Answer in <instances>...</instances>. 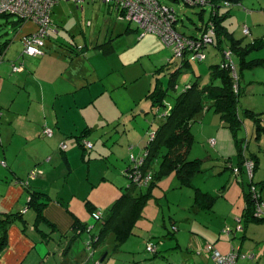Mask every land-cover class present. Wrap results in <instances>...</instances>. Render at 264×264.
Segmentation results:
<instances>
[{
	"label": "crops",
	"instance_id": "crops-1",
	"mask_svg": "<svg viewBox=\"0 0 264 264\" xmlns=\"http://www.w3.org/2000/svg\"><path fill=\"white\" fill-rule=\"evenodd\" d=\"M261 1L264 2V0ZM254 3L255 0H236L233 3L234 6L230 9L229 15L222 20L221 24L223 26L222 31L226 36L245 39L243 26H247L249 33L251 32L250 36H252L251 38H249L250 36L247 37V42L264 39V11L253 12V10L257 9L246 5ZM243 6L248 9L251 8L252 12L242 11ZM109 11L116 15L111 9ZM8 24L10 22H7V20L0 23V31L4 28V25ZM10 26L9 32H3L7 38H3L0 44V53L4 51L3 61L0 62V223L4 220L8 221L4 226L5 229H2L0 233V240L3 238L4 241L1 240V242L5 243L0 250V264H95V262L114 264L115 258L113 256L110 257V255L102 261L106 250L102 249L103 251H101V248L105 243L95 252L92 262L85 263V242L89 240L87 239L84 243L78 245L79 241L82 240L83 231L75 233L74 227L89 223L88 225L94 228L93 231L98 233L101 223L91 224L92 219L90 217H93V215L89 209L90 206H93L97 213V210H100L98 205L101 203H95L94 200L89 199V195L85 200H82L81 207H76L71 198L78 195L71 194L66 196L64 193H56L55 186L58 185H54V183H58L63 176L61 173V175L57 174L54 171L57 167H52L51 164L54 158L57 157L59 161H62V164L68 165L70 170H72V167L75 170L77 167L75 162L78 160L76 146L81 149L82 156L85 157L78 137L88 129L92 130L88 139L93 138V142H95L91 141L95 144L93 160L104 159L109 154L117 153L116 144L121 146L130 144L133 149L139 145L142 146L143 130L138 123L144 121L145 125L142 124L143 127L146 126V122L150 124L151 119L148 116H151L152 105L147 97L155 89L156 80L162 77L165 78V71L162 68L165 67L166 69V65L169 62L175 61L173 54L159 40L153 37L155 45H153L154 49L152 51L155 54L160 52L165 54V51L162 50L164 48L168 52L155 60L157 69L148 89L146 91H144L143 87L139 90L134 89L138 97L144 93L145 102L142 103V97L137 99L134 96V92L130 90L132 82L138 81L143 76L139 66L137 64L129 66L128 59L125 61L122 58H117V60L115 58L118 55V51L123 50L120 47L121 44L115 42V36L119 37L137 32V27L133 30L131 24L117 22L110 25L107 23L106 29L112 35L111 37L106 35L107 39L102 43L98 41L95 46L92 43L90 47H82L59 43L56 39L59 32L54 28L52 21L51 38L48 39L46 53L40 58H34L23 54V39L34 33L36 26L33 23L21 25L15 22L11 23ZM212 51H214L212 53L217 52V55L216 57L208 56L207 66L222 62V50L214 49ZM262 60H264V47L262 49L249 50L244 57L246 66ZM15 65H19L22 70L14 72L12 68ZM160 70L162 71L158 74L157 72ZM205 70L204 65H195L187 72L190 74V80L187 83H190L195 75H201V79L205 84L209 77V72ZM247 71H249L248 74H246ZM253 72H256L255 77H253ZM244 77L246 78V84L245 87H241L242 98L247 97L249 99L248 94H250L253 103H246L249 105L245 109L241 105L240 107L243 108V112L249 110L252 115L256 114L257 116L249 117L244 114L246 120L249 118L252 121L248 122L252 126L251 136L247 129V122L241 116L243 120L242 130H244L246 125L245 131L246 133L248 132L247 136L250 139L247 147L251 150L252 139V141H256L257 150L255 153L250 152L249 155H240V168L236 169L239 170V173L242 170L243 172L246 170L248 172V161L256 164V170H258L261 154L264 155V103L258 105L254 102V97L256 96L259 100L264 101V68L246 69L242 76V82ZM166 79L167 77L164 79L165 82L162 83L163 87L167 85ZM169 104H173V101H170ZM210 111V109L206 108L203 119L192 125L191 131L193 133L196 130L197 137L198 132L204 133L205 129L198 130L195 125L203 124ZM48 127L53 128V137L44 134L45 129ZM118 127H121V129ZM213 127L216 128V133H218V129H223V134L228 140L231 139V130L223 125L222 120L216 113H214V117L210 118V125L208 126L210 133ZM258 127L262 129L259 135ZM132 131L135 134L131 136ZM116 132H121L123 137L127 135L129 138H117ZM92 133L95 134L91 135ZM99 133L101 137L95 141L94 138ZM193 135L195 139L196 136L194 133ZM235 137L236 143H239L238 135H235ZM132 138L134 141H132ZM109 142H111L110 146H108ZM62 143L67 146L65 151L62 148ZM145 147L146 145L143 148ZM216 148H220L218 139ZM228 150L230 152L229 155L222 154V158L218 160L220 164H222L224 156L228 159H235L231 144ZM120 156L121 159L125 157L124 155ZM211 161H214L211 156L201 160L203 165ZM2 162H5V164ZM244 163L246 164L245 168ZM65 166H63L64 170H66ZM129 167L130 164L126 173ZM219 168H221L219 173H217L215 165L211 168L213 170V178L220 181L217 189V185L213 189H210L211 187L204 188L203 185H206V183L202 181L198 185H193L195 188H200L204 193L215 197L216 201L211 208H203L195 204L194 189L180 187V182L176 176L172 174L170 176L178 180L179 185L176 188L192 190L190 194L193 201L191 211L194 214L203 213L211 218L218 211L216 208L218 201L223 199L227 203V207H229V212L223 216L227 217V221L228 217H231L235 223L234 227L230 225L231 227H226L225 229H230L231 235L235 234L236 240L240 239L241 243H243L246 235L239 238L238 236L245 231L244 224L264 222L255 221L245 213L247 190L244 187L242 189L236 188L234 189V195H232L231 178L222 180V173L228 168L231 169L229 164L225 163ZM35 170H40L38 171V176L42 177L41 180L36 182L29 181V175ZM119 175L122 174L120 173ZM103 181L106 182L102 183L101 186L106 185L108 182L106 178H103ZM165 181L164 178L158 181L155 189H158L160 184L166 183ZM39 182L46 183L52 187H44ZM61 182L58 184L60 185ZM119 183H122L121 186L117 184L119 193L111 198L109 209L106 211L105 216H107L126 189L125 186L122 187L123 182ZM64 184L66 182L61 183V186H64ZM256 184L262 188L261 194L264 198V176ZM93 186L95 184L89 183L86 188ZM35 190L42 193V197L38 199L36 205L30 203L31 195ZM58 191H62V189H58ZM65 200H68L69 203ZM175 202L180 203L181 201L175 200ZM43 204H46V206L38 209V205ZM164 219V217L163 219H155V222H151L153 228L149 229L150 227H147L149 223L142 212L141 219L133 229V235L128 238L124 245L133 237H136L140 238L144 242L143 244H147V246L153 242L152 240L158 239L163 242L162 247H164L166 245L164 244V240H167L166 237L169 239L176 237L173 227L178 226L176 219L172 217L170 218L171 231H167L168 226ZM208 220L204 222H208ZM162 229L167 231L164 235L166 237L162 236L163 233H160ZM176 231L180 230L176 228ZM72 234L76 236L74 241L70 238ZM215 239L216 237H212L211 240L214 241ZM175 240L177 243L175 249L181 250V252L186 250L187 253L178 261H185L186 263L189 260H194V254H197L196 251L199 247L198 242L190 239L188 243H185L181 240L184 244L182 245L179 239L175 238ZM220 242L219 237L213 242L214 245L218 243L217 246L215 245L217 247H215L216 250L222 254L226 253L224 251L225 248L221 247L224 245L220 244ZM116 245L117 240L114 235L115 249ZM64 247L66 248L63 254H58V249ZM239 248L241 251V245ZM168 249L171 248L168 247ZM116 250L119 252V249ZM165 250L166 247L164 248ZM158 251V256L161 253V258L165 259L159 247ZM157 257L153 256L150 260L158 259ZM208 259L210 260V258ZM143 261L138 260L135 264H141ZM256 264H261V262Z\"/></svg>",
	"mask_w": 264,
	"mask_h": 264
},
{
	"label": "rangeland",
	"instance_id": "rangeland-1",
	"mask_svg": "<svg viewBox=\"0 0 264 264\" xmlns=\"http://www.w3.org/2000/svg\"><path fill=\"white\" fill-rule=\"evenodd\" d=\"M165 4L171 6L177 13L180 23L178 24V32L181 34H185L188 37L191 36L195 32V27L200 24L198 14L201 12L202 7H191L188 6L183 0H162ZM207 0H192L190 1L193 5H201L204 6L206 4ZM247 6L257 9L253 10V12H256L258 10L264 11V2L261 0H255L254 4H246ZM254 5V6H252ZM205 7V6H204ZM248 9L247 7L242 8V11H246L247 13L252 12V10ZM209 10L206 11L205 17L208 19L209 17ZM10 21L17 20L15 17H11L9 19ZM5 19L0 18V23H3ZM52 21L53 26L56 28V30L59 32V34L56 36L57 41L61 44H71V45H78V46H91L93 43V46L96 45L98 41L101 43L105 41L107 38L105 37L108 35L111 37L110 33L107 31V23L110 25L116 24L118 21L117 16L109 11V8L107 5L101 3L100 0H97L96 3H93L91 0H87L85 3L81 4L80 6H77V4L71 3V2H61L60 5H57L55 9L53 10L52 14ZM123 23V22H120ZM10 24L4 25V28L0 31V44L3 38L6 37V34L3 32H7L10 28ZM110 27V26H109ZM131 27L133 30L136 29L135 24H131ZM247 28V26H243V29ZM11 29V28H10ZM55 30V29H54ZM9 32V31H8ZM251 35V32L248 36ZM114 36V35H113ZM153 37L159 40L163 46L170 50L171 48L166 46L162 40L155 34H147L142 37V32L137 31L130 33L128 35H122L119 37L115 36V42H118L121 44L120 47L123 48V50L118 51V55L115 57L116 60L123 59V60H129V66L138 65L141 73L143 76L138 80L132 82L130 85L131 92H134L135 90H139L142 87L144 88V91L148 89V87L151 85V81L153 80V75L155 70L157 69V65L155 63V60L160 57L161 55L164 56L166 54V49H162L165 51V54L163 52L155 54L152 50L154 49L153 45H155V42L153 40ZM250 36L249 38H251ZM7 38V37H6ZM100 39V40H99ZM213 43V42H212ZM118 47V46H117ZM119 50V47H118ZM212 45L209 46L208 50V56L212 55L211 57H216V53H212ZM211 53V54H210ZM125 55V56H124ZM42 57V56H40ZM39 57V58H40ZM135 61V62H134ZM2 62V61H0ZM205 65H208V62L204 63ZM13 70V68H12ZM249 71L246 72L248 74ZM253 77H255L256 72H253ZM246 76V75H245ZM190 80V74L185 72L180 75V77L177 80V88L175 89V93H172L170 100H173V96L180 93L187 81ZM246 84V78L244 77L243 82H240L241 87H245ZM134 96L137 97V99H140L142 97V103L145 102V95L144 93L138 97L137 94L134 92ZM242 98V97H241ZM247 97H243L241 100V106L245 109L248 107L246 103H253L251 101V96L248 94ZM254 102L258 105L263 104L264 101L259 100L258 97H254ZM245 103V104H244ZM243 108L240 107L239 115L242 116V118H245V122H247V129L249 132V135L251 136L252 133V126L248 122H252L251 119L244 116ZM141 111H143L141 109ZM151 116H148L149 119H151L150 124L146 122V126L144 121L139 122V127L143 130V143L142 146H138L137 148L133 149L130 147V144L128 145H118L116 144L117 153H114L113 155L109 154L104 159L99 160H93L92 156L94 155L95 150V144L94 146L88 150V152H85V157L82 156V151L79 149L78 146H76L77 154H78V160L75 162V165L77 166L74 170V167H72V170L69 169L68 165L62 164V161H59L57 157L54 158V161L52 162L51 166L57 167L54 171L57 174H62V178H60L61 183H65L64 186H61L58 183H54L56 188V193L60 192L61 194H65L66 196L71 194H76L78 196L72 197V201L74 206L81 207L82 206V200H85L89 195V199L94 200L95 203H101L98 205L100 210H97V214L100 216V219L105 216L106 211L109 209V203L111 198L119 193V189L117 188V184L121 186L123 182L122 187H127L129 185V182H131L130 178L126 175V170L128 168L129 164H134L133 161H140L143 159V153L145 151V148H143L145 145L147 146L148 142L151 139V136L154 135V133L157 131L159 125L162 123L163 119L160 117H154V115L150 114ZM208 115V114H207ZM214 117V113L211 110L208 117H206L203 124L199 123L195 125V128L198 130H204L205 132H198V137L196 136V130L193 131L195 134V143L191 149V151L188 154V158L190 160L193 159H201L205 160L211 156L214 161H211L206 164H202V172L196 176L193 185L197 184L202 181L206 183V185H203L204 188L211 187L210 189H213L215 185H217L216 189L219 187L217 179L213 178V170L211 169L212 166L215 165V168L217 169V173L220 172L219 168L220 166L225 165V163L229 164L228 169L224 173H222V180H229L231 178V185H232V195H234V189L243 187L247 190V192L250 190L249 182L251 181V178L247 172H243V170L237 174L235 172L236 169L240 168V160H241V154L242 155H249L251 153H255L257 150L256 141L251 139V150L247 147V145L250 142V139L248 138L245 131L246 125L244 127V130L238 132L239 143H236V137L235 134L232 132L230 135V138H228L223 134V129H218V133H216V128L213 127L212 132L210 133L208 129V126L210 125V118ZM143 120V118H141ZM203 119V117L201 118ZM134 121V120H133ZM132 121V122H133ZM129 123V122H128ZM143 124V125H142ZM47 127V126H46ZM49 128V127H48ZM121 129V127H118ZM47 129V128H46ZM52 129L53 128H49ZM54 134V133H53ZM95 133H92L91 135H94ZM123 134V133H122ZM121 132H116V137L119 138H125L128 139L129 137L126 135L123 137ZM135 132H131V136L134 135ZM52 135L51 137H53ZM234 136V137H233ZM100 133L97 134V137L94 138V140H99ZM217 139L220 142V148L217 147ZM89 142H93V138L87 139ZM86 140V141H87ZM101 141V140H100ZM132 141L134 139L132 138ZM95 143V142H93ZM64 145V143H62ZM233 147V152L235 155V159H228L226 156L222 159V164L218 160L222 158L223 155H229V147ZM111 145V142L108 143V146ZM67 148V146H66ZM143 148V151H142ZM61 149V148H60ZM124 155L123 159H121L120 155ZM142 158V159H140ZM260 158V156H259ZM66 164V163H65ZM234 167H233V166ZM5 166V165H4ZM62 166V167H61ZM66 167V170H64V167ZM91 166V168H90ZM156 165L154 166V168ZM246 167V164L244 163V168ZM254 172L253 176V182L256 184L260 179L264 176V155L261 154L260 158V166L257 168ZM36 172L40 170H35ZM153 172V171H152ZM32 173V172H31ZM68 173V174H67ZM122 175H119V174ZM60 174V175H61ZM119 175V176H118ZM175 176L174 174H172ZM173 176H167L164 178L166 183H162L159 185L158 189H155L152 191V197L149 198L145 208H144V217L148 221L147 227H150L149 229H152L153 226L151 222H155V219H163L166 221L168 229L167 231H171V224H170V218H175L177 221V225L173 227V230L176 232L175 235L177 239L188 243L190 239L195 240L198 242V249L196 251L197 254H194V260H189L185 263V261H178L180 260L184 255H186V250L181 252V250L175 249L176 246V240L175 238H168L164 236L167 231L160 230V233H163L162 236L166 237L167 240H164V244H166L164 247L163 242L159 241L158 239L152 240V244L156 245L160 248V251L162 252V255H164L165 259L161 258V253L157 257L158 259L150 260L151 257L154 256V254L147 252V244H143L142 240L140 238L133 237L128 243L122 248L119 249V252L114 248V235H109V237L105 241V245L101 248L105 249L104 257L110 255V257L115 258L114 264H135L138 260H141V264H215V261L211 257V254L206 252V247L211 244L214 247L218 245L213 244V242L219 237L220 244H223L224 251L227 254L233 253L238 254V248L241 245V251L239 249L240 257L238 259V264H256L258 262H261L263 264L264 262V223H251L249 225H245V231L243 234H240L239 237L245 236L246 239L243 243H241L240 239L235 238V234L231 235L226 232V227H234V221L231 217L223 216L229 212V207H227V203L222 199H220L217 203V210L215 215L210 218V216H207L206 214L200 213L199 215L194 214L191 211V205L193 204L192 201V193L191 189L183 188L179 189L176 188L179 185L178 180ZM42 177L37 176L36 178L32 177L31 174L29 175V181H38L41 180ZM103 178H106L108 181L106 185L101 186L102 183H105L106 181H103ZM110 180V181H109ZM89 183L95 184V186L86 188ZM44 187H52L49 186L46 183L39 182ZM194 185V186H195ZM260 188V186L258 185ZM146 189V187L138 186V190L136 193H138L140 190ZM58 189H62V191H58ZM177 190H183V191H177ZM48 191V190H47ZM213 191V190H212ZM55 192V191H54ZM54 192H52L54 194ZM87 193V194H86ZM83 195V196H82ZM262 195V194H261ZM264 195V191H263ZM63 198V197H62ZM175 200H180V203L175 202ZM67 203H69L68 200H65ZM71 203V202H70ZM84 203V201H83ZM71 205V204H70ZM113 205V204H112ZM72 206V205H71ZM73 207V206H72ZM243 207V206H242ZM92 219L91 224H97L98 222H95V219L93 217H90ZM208 222H204L205 220ZM195 220V221H194ZM89 223L85 224L88 225ZM231 225V226H230ZM204 227V228H202ZM176 228H178L180 231H176ZM94 229V228H93ZM233 230V229H232ZM173 232V231H172ZM82 240L79 241L78 245L81 243H84L87 239L89 240L91 238V235L88 234L87 230L83 232L81 235ZM212 237H216V239L213 241L211 240ZM207 242V243H206ZM212 242V243H211ZM226 244H225V243ZM86 243V242H85ZM241 243V244H240ZM182 245H184L181 242ZM207 245V246H206ZM206 246V247H205ZM166 247V250L164 251V248ZM171 248V249H168ZM64 248L58 249V254H63ZM217 248V247H216ZM99 249V248H98ZM76 250V249H74ZM223 253V254H226ZM191 255V254H190ZM136 257V258H135ZM210 258V260L208 258ZM136 259V260H135ZM143 259V260H142ZM146 259V260H145ZM212 262V263H211Z\"/></svg>",
	"mask_w": 264,
	"mask_h": 264
},
{
	"label": "trees",
	"instance_id": "trees-1",
	"mask_svg": "<svg viewBox=\"0 0 264 264\" xmlns=\"http://www.w3.org/2000/svg\"><path fill=\"white\" fill-rule=\"evenodd\" d=\"M159 1L163 5L172 8L171 6L165 4L162 0ZM235 2L236 0H207L204 5L205 7L185 2L191 7H202L201 12L198 14L200 24L195 27V32L189 37L178 32L177 27L180 21L175 11L177 17L175 28L177 32L189 41H192V44L194 46H198L199 49L197 50L196 47L193 49L187 47L180 57H176L173 54V59H175V61L169 62L168 65H166V69L165 67L162 68L164 69L163 71H165V78L167 77V85L165 87L162 85V83L165 82L164 77L157 79L155 89L151 91L147 97L152 105L150 113L163 119L157 131L151 136V139L145 147V151L143 153L144 164L141 168L143 172L153 171V180L146 187V189L142 188V190L138 193H136L138 185L129 182V185L126 187L123 195L111 208L107 216L100 219L99 222L101 224L98 233H95L93 231V227H90L89 225L83 224L74 227L75 233L78 231L85 232L87 230L88 234L91 235V238L85 244V263L92 262L95 252L103 243H105L108 235L110 234H114L116 237V249H120L125 244L128 238L133 235V229L141 219L142 212L149 198L152 197V191L157 187V182L167 176H170L171 174H174L179 180L180 187H190L194 189L195 204L203 208H211L214 205L216 201L215 197L204 193L200 188H195L193 186L194 179L202 172V165L201 160H190L188 158V154L195 143L194 135L191 131L192 125L201 120L204 116L206 108H208L219 115L226 128L230 129L235 135H238V132L241 131L243 127V120L239 115V110L242 97L240 82H242L244 70L256 67L264 68V60L249 66H246L244 61V57L249 50L262 49L264 47V39L247 42L246 39L250 33L246 35L244 33L245 28L243 30L246 37L245 39H236L234 36H226L222 31V20L229 15L230 9L234 6L233 3ZM207 10H209L210 13L208 19L205 17ZM11 17L13 16H0V18L7 20L10 24L15 22L17 24L24 25V21L17 17H15L17 20L13 22L10 21L9 19ZM120 22L127 23L125 21ZM136 26L140 31L139 26ZM205 36H210L213 39V43L205 46ZM50 38L51 33L48 39ZM210 45H212L213 50H222V62L220 64H212L210 66L204 64L208 62V50ZM196 52L204 54L205 58L203 60H194L193 58L196 56ZM227 52L232 53V60H229L226 57ZM3 53L4 51L0 53V57L4 55ZM230 61H232L235 65L238 82H236L234 77ZM237 63H239V65H237ZM195 65L205 66L206 70L209 72L207 82L204 84V81L201 79V75H195L191 82L187 83L180 93L174 95L173 100H170L172 93H175L177 80L180 75L182 73L189 72ZM161 71L162 70L157 73L160 74ZM236 86H238V91L236 90ZM176 90H178V88ZM170 101H173V104H169ZM245 112L244 114H247L249 117L256 115H252V112L249 110H246ZM258 128L259 129L257 131L259 135L262 129H260V127ZM91 132L92 130L88 129L78 137L84 156L86 154L85 152H88L84 141L89 138ZM92 145L94 146L93 143ZM66 149L67 148L63 150L65 151ZM155 165H157V167L154 168ZM133 166L134 164H130L128 170L129 173L133 170ZM256 167L257 165L255 166V170ZM252 183L255 184L254 182ZM252 183L249 182V185ZM261 189L262 188L260 187L259 190L262 193ZM33 194L31 195L32 197L30 203L36 205L38 199L42 197V193L35 190ZM254 205L255 202L252 198V193L249 190L247 193V207L245 213L251 216V218L255 221L264 222V219L259 220L254 217ZM38 206V209H42V207H45L46 204ZM89 211L92 215L97 214L93 206H90ZM7 222V220H4L0 223V233L2 229H5L4 226ZM70 238L74 241L76 236H73L72 234ZM1 240L4 241L3 238ZM1 240L0 250L5 245V243L1 242ZM88 243L91 245L90 248L87 247ZM158 254L159 251L154 254V257H157Z\"/></svg>",
	"mask_w": 264,
	"mask_h": 264
},
{
	"label": "built area",
	"instance_id": "built-area-1",
	"mask_svg": "<svg viewBox=\"0 0 264 264\" xmlns=\"http://www.w3.org/2000/svg\"><path fill=\"white\" fill-rule=\"evenodd\" d=\"M71 2L80 6L85 3L87 0H0V16H13L17 17L20 20L26 23H33L36 26V31L31 35L24 37V55L29 57H40L44 56L47 48V40L52 32V11L55 6L61 2ZM89 1V0H88ZM93 3H96L97 0H91ZM101 3L108 6L109 9L114 11L117 15L118 21H125L129 24H136L139 26L140 31L142 32V37L147 34L157 35L162 42L171 48L174 56H182L183 52L187 47L197 48L194 46L192 41L181 36L175 25L177 23V17L175 10L173 8L163 5L159 0H100ZM192 0H184L189 4ZM244 33L249 34L248 28H245ZM213 39L210 36H205L204 43L205 46L211 44ZM226 57L229 60H232V53L227 52ZM205 55L199 52H196V56L193 58L203 60ZM2 61V57H0ZM232 70L234 72V77L236 82H238V75H236V68L232 61H230ZM22 68L19 65L13 66L14 72L21 71ZM238 91V86H236ZM52 129H45L44 134L51 137L53 135ZM86 149H91L93 147L92 143L89 141H84ZM62 148L65 149L66 146L62 145ZM142 159V158H140ZM134 166L131 173L127 171L126 175L130 178L131 182L137 184L141 187H147L150 182L153 180L152 171L143 172L142 165L144 160L133 161ZM5 164V163H3ZM248 174L251 178V183L253 182L255 164L252 161L247 162ZM236 173H239V170H235ZM39 172L33 171L31 176L36 178ZM250 192L252 193V198L255 202L254 205V217L262 220L264 219V198L261 195L259 187L256 184H251ZM95 221L100 220L98 214L93 215ZM226 232L231 234V230L227 229ZM207 246V245H206ZM205 246V247H206ZM88 248L91 245L88 243ZM147 252L156 254L158 252V246L153 245L152 243L148 244L146 248ZM206 252L211 254V257L215 261V264H238V259L240 257L239 248L238 254H222L216 248L209 244L206 247ZM95 264H102L101 262H95Z\"/></svg>",
	"mask_w": 264,
	"mask_h": 264
},
{
	"label": "water",
	"instance_id": "water-1",
	"mask_svg": "<svg viewBox=\"0 0 264 264\" xmlns=\"http://www.w3.org/2000/svg\"><path fill=\"white\" fill-rule=\"evenodd\" d=\"M104 260H105V258L102 261H104Z\"/></svg>",
	"mask_w": 264,
	"mask_h": 264
},
{
	"label": "clouds",
	"instance_id": "clouds-1",
	"mask_svg": "<svg viewBox=\"0 0 264 264\" xmlns=\"http://www.w3.org/2000/svg\"><path fill=\"white\" fill-rule=\"evenodd\" d=\"M172 51V50H171ZM173 54V53H172ZM240 249V248H239Z\"/></svg>",
	"mask_w": 264,
	"mask_h": 264
}]
</instances>
